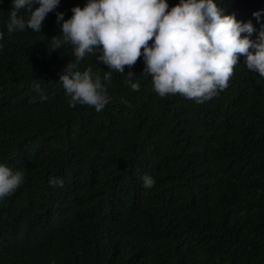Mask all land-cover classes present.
<instances>
[{"label": "trees", "instance_id": "obj_1", "mask_svg": "<svg viewBox=\"0 0 264 264\" xmlns=\"http://www.w3.org/2000/svg\"><path fill=\"white\" fill-rule=\"evenodd\" d=\"M11 2L0 0V164L25 182L0 201V264H264V80L244 57L204 104L160 98L141 57L124 73L138 92L113 71L101 112L72 108L59 80L72 46L52 52L50 40L61 35L56 13L67 20L87 0H60L40 33L9 36ZM214 2L251 21L256 40L264 0ZM89 66L102 80L109 71L94 55L79 70Z\"/></svg>", "mask_w": 264, "mask_h": 264}, {"label": "clouds", "instance_id": "obj_2", "mask_svg": "<svg viewBox=\"0 0 264 264\" xmlns=\"http://www.w3.org/2000/svg\"><path fill=\"white\" fill-rule=\"evenodd\" d=\"M59 4L60 0H12L8 35L28 29L40 33L48 14ZM22 10L27 14L20 15ZM71 12L67 20L64 13H56L57 23L62 22L61 35L50 40L52 52L64 44L72 46L74 61H69L59 76L70 98L69 107L79 104L101 112L112 100L105 83L111 82L112 72L125 75V67L133 68L141 57L142 75L151 77L160 98L180 94L196 104L211 101L229 87L241 57L246 68L264 80V25L253 40L256 29L251 21L244 23L235 15H225L214 0H179L171 8L167 0H87L83 8L73 7ZM253 16L259 22L260 13ZM3 40L0 31V50ZM89 55L109 69L103 80L91 66L79 70ZM125 76L128 87L138 92L140 84L133 82L136 75L129 71ZM33 87L41 90L36 81ZM45 100L47 96L42 95L41 101ZM121 103L131 106L123 98ZM141 179L143 188L155 187L151 175ZM24 182L22 170L0 164V201L11 197ZM48 183L63 187L60 178L50 177Z\"/></svg>", "mask_w": 264, "mask_h": 264}]
</instances>
